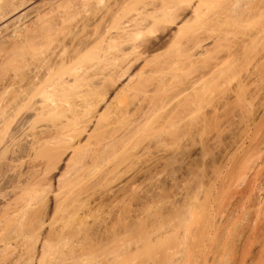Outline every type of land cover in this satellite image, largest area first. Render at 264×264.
<instances>
[{
	"label": "rangeland",
	"instance_id": "1",
	"mask_svg": "<svg viewBox=\"0 0 264 264\" xmlns=\"http://www.w3.org/2000/svg\"><path fill=\"white\" fill-rule=\"evenodd\" d=\"M257 190L264 0H0V264H264Z\"/></svg>",
	"mask_w": 264,
	"mask_h": 264
},
{
	"label": "bare ground",
	"instance_id": "2",
	"mask_svg": "<svg viewBox=\"0 0 264 264\" xmlns=\"http://www.w3.org/2000/svg\"><path fill=\"white\" fill-rule=\"evenodd\" d=\"M260 189H262V188H260ZM259 190H257V192H258ZM262 191V190H261ZM256 192V193H257ZM256 193H254V194H256ZM258 194L259 195H254V196H258V201L259 202H261V201H263L264 202V192L262 193V192H258ZM258 208V207H257ZM259 209V208H258ZM260 210V209H259ZM249 212H251L250 210H248ZM248 211L245 213V215L248 213ZM261 211V210H260ZM257 214V213H256ZM193 215H194V210H193V206H189L186 210H184V211H180L178 214H177V220H176V225L179 227V228H181V229H183L184 230V232H186L185 234L187 235L188 233V229L191 227V219H192V217H193ZM258 215V214H257ZM163 222H167V221H163ZM162 224H164V223H162ZM161 224V225H162ZM167 224V223H166ZM16 225V224H15ZM18 225V224H17ZM165 225V224H164ZM160 226V225H159ZM16 227V226H15ZM14 227V228H15ZM19 229H21L20 227H19ZM191 229V228H190ZM20 231V230H19ZM22 231V230H21ZM21 231L19 232V233H21ZM142 232H144V231H142ZM141 232V233H142ZM140 233V235H141V238H142V240L144 239L145 240V238L144 237H147L148 235V233L146 234V230H145V234L144 233H142L141 234ZM139 234V233H138ZM140 235H138V236H140ZM146 235V236H145ZM241 237H242V235H240V234H237V233H230L229 234V238H230V240L233 242V243H238L240 240H241ZM231 242V243H232ZM182 256H184V254L183 253H181L180 254V257L179 258H177L176 260H175V262H177V263H180L181 262V260H182ZM226 261V260H225ZM175 262H174V264H175ZM176 263V264H177ZM225 263V262H224Z\"/></svg>",
	"mask_w": 264,
	"mask_h": 264
}]
</instances>
